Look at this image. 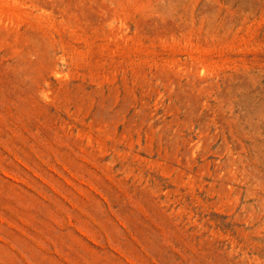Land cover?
Instances as JSON below:
<instances>
[{"label":"rangeland","instance_id":"rangeland-1","mask_svg":"<svg viewBox=\"0 0 264 264\" xmlns=\"http://www.w3.org/2000/svg\"><path fill=\"white\" fill-rule=\"evenodd\" d=\"M0 264H264V0H0Z\"/></svg>","mask_w":264,"mask_h":264}]
</instances>
